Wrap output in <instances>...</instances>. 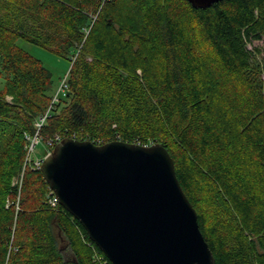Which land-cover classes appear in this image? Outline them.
Masks as SVG:
<instances>
[{
  "label": "trees",
  "instance_id": "trees-1",
  "mask_svg": "<svg viewBox=\"0 0 264 264\" xmlns=\"http://www.w3.org/2000/svg\"><path fill=\"white\" fill-rule=\"evenodd\" d=\"M263 34L264 0H0V264H111L39 170L11 185L48 109L42 142L162 145L214 264H264ZM18 39L70 61L63 100Z\"/></svg>",
  "mask_w": 264,
  "mask_h": 264
},
{
  "label": "water",
  "instance_id": "water-1",
  "mask_svg": "<svg viewBox=\"0 0 264 264\" xmlns=\"http://www.w3.org/2000/svg\"><path fill=\"white\" fill-rule=\"evenodd\" d=\"M206 9L222 0H185ZM40 173L111 264H214L197 215L160 144L60 140Z\"/></svg>",
  "mask_w": 264,
  "mask_h": 264
},
{
  "label": "rangeland",
  "instance_id": "rangeland-1",
  "mask_svg": "<svg viewBox=\"0 0 264 264\" xmlns=\"http://www.w3.org/2000/svg\"><path fill=\"white\" fill-rule=\"evenodd\" d=\"M179 13H180V10H179ZM185 20H188V19H185ZM16 45L21 50H23L24 52H26L27 54H29L30 56H32L33 58L41 62L43 67L49 72V74L51 75V88L49 91V95L51 96V98H54V96L56 95L59 89L61 82L68 74V71L70 68V61L68 59L59 57L57 54H55L54 52L46 48H42L40 46L28 43L21 39H18L16 41ZM247 47L249 50H252L253 53L255 54L256 67H258V72H257V74L259 75L258 78H260L263 84V87H264V34L261 36L259 40L252 41L250 44H248ZM4 82H5L4 77H0V91L3 89ZM261 94H262L261 96L264 97V90L261 92ZM9 99L10 98L7 97V100ZM58 99L63 100L61 93L58 94ZM46 153H47V150L44 149L42 142L36 145L34 156L42 157L46 155ZM18 176L19 174L11 178L12 186H15L13 185V183L16 181ZM18 197H19V193L17 195V201H18ZM207 212H209V210ZM210 213H211L210 216L213 219L217 218L222 223H227L228 221H231V217L227 211L220 210V209H212ZM61 247L65 248L66 247L65 243L64 245L62 244Z\"/></svg>",
  "mask_w": 264,
  "mask_h": 264
},
{
  "label": "built area",
  "instance_id": "built-area-1",
  "mask_svg": "<svg viewBox=\"0 0 264 264\" xmlns=\"http://www.w3.org/2000/svg\"><path fill=\"white\" fill-rule=\"evenodd\" d=\"M65 89H66V84H65V81L63 80L59 86V89H58L56 95L54 96V98H52L51 105L58 101V94L59 93L64 94ZM48 111H49V109L35 123V128H36L35 134L32 137L26 136V141H27V145L25 147L26 154H25V158L23 161L22 169H21V172H20L18 178L13 183V185H15L17 187L18 192L20 191V188H21V182H22L25 170L31 169L32 171H37V170L40 171V167H41V164L43 162L44 157L47 156L48 154H50L51 153L50 150L53 149V147L61 140V138L58 135H56V136L49 138V139L45 140L44 142H42L38 136V132H39L40 128L42 127L44 121L48 117ZM40 142H42L44 149L47 150V153H46V155H44L42 157L34 156L35 147ZM144 147H148V145H146ZM32 155H33V157H32ZM48 197H49V203L52 207H54L56 204H58L57 200L54 197L51 190L48 193Z\"/></svg>",
  "mask_w": 264,
  "mask_h": 264
}]
</instances>
